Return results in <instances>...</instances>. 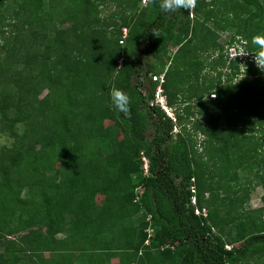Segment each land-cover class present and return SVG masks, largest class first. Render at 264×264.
Returning a JSON list of instances; mask_svg holds the SVG:
<instances>
[{"label":"trees","instance_id":"16d2710c","mask_svg":"<svg viewBox=\"0 0 264 264\" xmlns=\"http://www.w3.org/2000/svg\"><path fill=\"white\" fill-rule=\"evenodd\" d=\"M4 1L0 0V8ZM93 1L56 0L55 5L53 0L16 2L12 13L15 31L27 28L30 42L46 40L45 49L51 45L53 52L57 48L64 52L45 79L47 94L53 93L49 99L46 94L47 97L37 100L41 89L32 81L33 77H23L20 71L11 69V60L21 56L26 65L34 60L32 64L36 62V68L44 62V53L28 58L20 53L14 56L17 37L14 34L3 37L0 30L5 50L0 75L4 76L6 87L10 84L8 93L2 95L0 123L9 120L10 128L34 115L42 119L23 132L26 143L15 146L9 154L0 151V243L3 245L0 264H19L20 256L27 260L22 264H73L79 258L82 259L79 264H244L247 257L259 259L264 255L262 227L242 218L233 226L232 237L213 236L211 230L223 222L220 215L223 206L213 205L223 201V193L217 195L219 182L227 179L228 173L233 174L228 168L230 164L237 167L249 162L260 164L262 171L256 179L264 191V72L246 57L227 59V65L217 61L220 67H228L230 71L236 70L234 64L242 62L246 73L243 70L240 79H244L233 82V72L221 80L217 73L195 85L186 96L193 100L195 111L186 112L191 107L184 109L191 126L188 129L183 126L180 114L173 111L181 132L174 137L170 134V120L158 107L149 106L155 87L151 76L161 74L156 73L152 63L166 53L169 43L174 41L180 48L174 61L181 57V65L177 69L174 63L163 74L161 88L166 105L172 104L177 96L180 78L188 83L197 79L204 64L193 55L198 50L216 47L214 40L207 38L208 29L202 24L213 18L211 6L218 0H197L193 10L175 13H164L158 7L159 0H148L147 6L153 10L150 19L145 17L144 10L134 14L135 0H128L133 11L121 18L117 34L121 38V29H126L123 43H131L138 49L134 57L118 58L116 44L120 39L116 37L112 44L117 48L110 61H106L109 50L99 36L102 32L94 29L88 32L81 25L96 6ZM234 1L239 6L233 18L235 35L241 42L250 43L251 37L264 33L263 5L260 0ZM57 9L65 15L57 19L59 23L68 22L71 28L59 29L55 26L58 22L48 21ZM192 11L196 22L201 15L203 22L199 21L195 30L202 36L195 35L194 30L184 39ZM239 13L243 16L239 17ZM187 48L189 55L185 60ZM93 50L99 55L91 53ZM119 59L121 65L117 66ZM33 71L34 68L28 69ZM13 74L15 81H10ZM66 74L70 75L68 79ZM101 74L106 82L100 83L99 79L96 82ZM64 80L68 84H62ZM106 84L104 94L96 96L97 89ZM113 86L131 98L130 118L117 113L111 105L109 91ZM211 90L214 94H210ZM209 94L212 112H207L206 102L201 101L202 96ZM12 96L17 101L13 109L7 104ZM30 101L36 102L42 111L23 113L20 104L28 106ZM17 109L21 112L10 117L8 112ZM105 120L116 127L105 128ZM149 129L151 135L147 138ZM197 135L202 138V148L206 140L224 158L222 173L217 170L211 177L213 184L205 181L206 173L202 169L198 171L196 161H192L201 156L190 153L196 150ZM141 154L147 159L145 174ZM112 157L115 161L109 166L107 160L112 162ZM59 161L66 167L49 172L48 167ZM75 167L82 172L75 173ZM39 179H43L40 186L33 183ZM190 179L195 189L194 206L190 204ZM22 192H25L23 198ZM34 192L41 193L40 198H35ZM97 193L103 196L99 204L95 201ZM204 194L209 197L203 198ZM136 195L139 197L134 201ZM262 200L264 203V194ZM26 203L34 207L29 211L28 207L22 209ZM194 207L198 210L205 207L206 216L194 215ZM64 216L69 217V230L62 238H55L62 231ZM147 226L152 229V238L144 246ZM43 229L52 233L44 234ZM23 231L15 240H6V236ZM164 245L168 247L160 249ZM224 245H230V249L226 250ZM112 259L116 262L111 263Z\"/></svg>","mask_w":264,"mask_h":264},{"label":"rangeland","instance_id":"374dc122","mask_svg":"<svg viewBox=\"0 0 264 264\" xmlns=\"http://www.w3.org/2000/svg\"><path fill=\"white\" fill-rule=\"evenodd\" d=\"M55 1L53 0V3L55 5ZM206 2L209 0H205ZM17 0H6L4 1L3 6L0 8V30L4 32L2 34L3 37L7 36V34L12 35L14 34V37H17L16 43H14V47L16 50L14 56H17L18 53L21 55L26 56L28 58L32 55H41V53H44V62L38 65L35 68L36 62L34 64L32 62H29L28 65H26L24 58L16 57V60H11L6 56V59L8 58V61L11 60L13 62V65L11 69L13 71H20L21 76L23 77H33L32 81L37 82V87H39L41 90H39V94L37 96L38 99L44 98V96L47 94L48 90L46 89V81L45 79L49 76V71L55 65V62L59 59L58 56L60 54H64L61 49L57 48L56 51L53 52V46L50 45L49 49H45L44 46L46 45V40L41 41L39 39H36L32 42H30L28 29L27 28H21L17 31L14 28V17L12 16L13 12L15 11V5ZM148 0H135V8L136 12L134 14H137V11L144 10L145 11V17L147 19L152 18L151 14V6H147ZM260 3L263 5V11H264V0H260ZM94 8L93 10L88 14V19L83 22L81 25L87 28V31L90 30H96L102 33H99V36L103 37V42L106 46V49L109 50V53L105 56L106 61H110V58L112 59V55L114 53L115 48L118 47V58H129L134 57L135 52L138 47L129 43V45L125 42L123 44L117 43L115 47L112 42L116 37H118L117 31L119 27L122 25L121 18L127 17L133 9H130L128 0H94L93 1ZM211 9L213 11V18L209 20L208 22H204L202 26L208 29V31H205L207 33V38L211 40H214L213 42L216 44V47H209L205 50H198L193 55L196 57V59L203 65L201 69L198 71L197 79H192L190 83L186 82L184 78H180L179 81H177L178 92H176L177 96L174 98L172 104H170L168 107H170L171 111L175 112L177 111L180 114L182 125L185 126L188 129L189 126H191V121L187 115H184V109L187 107H193V100L186 99V96L191 94L193 89H195V85L199 84L202 81H208L210 77L216 76L217 73L220 74V79L224 80L226 77L230 76L234 72L233 76V82H236L239 80L243 75L244 68L242 66H239V64H243L242 62H238V64H234V67H236V70H229L228 67H220L217 61H220L221 63H224V65L228 64L229 59H233V57L237 56L240 53H243L244 51H247L249 53L255 54L257 49L256 47L250 42V43H243L240 41V39L235 35L236 32V24L233 21V18L235 17V14H238L236 12L239 11V6L237 1L234 0H218L217 2H214V5L211 6ZM153 11V10H152ZM239 17L243 16L242 13H239ZM65 16L63 12H60V9L54 10L53 13L50 16V19H48L49 22L57 23L55 24L56 28L59 29H69L71 28L70 23H59L57 19H62ZM198 22L202 21L201 15L198 16ZM23 19V16H21ZM189 21V32L186 36L182 38H187L194 30L198 27V22H196L194 19V13L193 11L191 14L188 15ZM95 20V21H94ZM203 22V21H202ZM264 22V21H263ZM9 25V26H6ZM200 25V24H199ZM12 26V27H11ZM81 26V27H82ZM17 28H19L17 26ZM191 30V31H190ZM9 31V32H8ZM86 31V32H87ZM123 31L126 34V29H121V36L123 34ZM87 32V33H88ZM48 36H51L49 33H47ZM195 35L202 36L200 33L196 32ZM68 38V36L65 37V39ZM118 39H120L118 37ZM117 39V40H118ZM192 39V38H191ZM2 40L0 39V64H5L3 59L5 57V50L2 47ZM67 42V39H66ZM74 46V44H72ZM189 45H192V42H190ZM246 45V46H245ZM76 48V46H74ZM189 47V46H187ZM246 49H252L251 51ZM180 51V48H178L177 44L173 41L168 44L166 53L159 58L157 61L152 63V67L156 71V73H161L162 75L165 74V72L171 70V67L174 64V67L177 69L180 67L181 63L179 60H181V57H179L178 61H174V55L177 54ZM98 54L99 52H95L94 50L91 51V53ZM90 53V52H89ZM105 53V52H104ZM180 54V53H179ZM46 55H49L46 57ZM75 55V53H74ZM189 55L188 48L185 51V54L183 58ZM227 55V56H225ZM180 56V55H178ZM63 57V55H62ZM61 57V58H62ZM248 59H251L253 61V58L251 55L245 56ZM228 59V60H227ZM238 59V58H237ZM7 61V60H6ZM60 62V61H59ZM254 63V61H253ZM59 63H56V66ZM216 64V65H215ZM255 64V63H254ZM121 65V59L117 61V66ZM55 66V67H56ZM61 66V65H60ZM34 68V71L28 72V69L32 70ZM11 71V70H10ZM179 71V70H178ZM180 72V71H179ZM106 74V73H105ZM13 76H10V81ZM48 75V76H47ZM104 74H101L100 77L97 78L96 82L102 83V81L106 82V78L103 77ZM181 75H184V73ZM70 75L66 74V79H68ZM187 79V78H186ZM15 81V79H12ZM196 80V84L195 81ZM95 81V80H94ZM104 82V83H105ZM62 84H68L63 81ZM104 85V84H102ZM10 86V84H8ZM6 87V83H4V76L0 75V106L2 104V95H6L10 88ZM65 86V85H64ZM108 84H106L103 87H99L96 91V96H99L100 93L104 94V90H106V87ZM144 89L146 87V80L144 81ZM60 92V90H59ZM145 94V92H143ZM142 93V94H143ZM53 94V93H52ZM52 94H47L48 98ZM210 94H214L213 90L210 91ZM210 94L206 96H202L201 101H205L207 104V112L214 111V107L211 104ZM163 95V93H162ZM47 97V96H45ZM164 97V95H163ZM153 99V98H152ZM17 101L15 100V96H12L10 99L8 97V103L10 107L13 106L16 107ZM30 105H26L25 103L20 104V110L23 113H40L42 111V108L39 109V106L36 102L30 101ZM150 103V102H149ZM50 104V103H49ZM48 106H43L44 109H46ZM154 107V106H151ZM188 108L186 112L193 113L195 109ZM19 109L17 110H11L8 112L10 117L15 115L17 112H21ZM173 112V113H174ZM162 113V112H160ZM189 114V113H188ZM23 116V115H22ZM37 115H34L33 117L29 119H23L24 122H16L12 127H8L9 120L4 122L3 124L0 123V151L4 154H9L11 150L14 149L15 146H19L23 143H26L27 139H24L23 132L29 129L32 124H36L40 122L42 119L39 117H36ZM163 116L166 117L163 113ZM202 121V118H201ZM45 122H48L46 120ZM103 126L105 128L108 127H116L110 122L109 120H105L103 123ZM184 128V127H183ZM151 129L147 130L146 136L147 138L150 137ZM174 137V135H172ZM255 136L258 137V133H255ZM197 141V139H196ZM196 149V148H195ZM202 149V150H201ZM104 153H108V151H104ZM192 155L194 153L201 154L198 159L194 158L192 159L193 163H196L197 170H203L204 173H206L205 181L211 182V177L216 175V172H221L224 168L223 160L224 158L222 155L219 154V151L215 150V146H212L210 144L206 143V140L204 141L203 148L201 147L200 150H192L190 151ZM212 156V158H210ZM112 162L110 160H107V165L111 166L113 165L115 159L112 157ZM141 161V160H140ZM112 163V164H111ZM142 163V162H141ZM234 163V162H233ZM66 164L62 162H57L55 165H50L48 167V171L52 172L54 168L62 169L65 168ZM195 167V168H196ZM233 174H227L228 178L222 180L219 182L220 185V191H218L217 195H220L223 193L224 196H221L223 201H217L213 206L217 207L218 203L219 205H222L223 208H220V215L222 217V223L219 224L220 226L217 228H214L211 230V234L213 236L220 235L224 239L227 237H232L234 234L233 226L239 222L242 218H245L249 220V222H253L257 227H262L264 229V203L262 200V195L264 194L263 189L261 185L258 183L256 177L260 174L262 171V166L260 164L249 162L246 164H243L242 166H235L234 164H230L228 167ZM218 170V171H217ZM48 172V173H49ZM75 173H81L82 169L79 167L74 168ZM230 172V171H229ZM215 173V174H214ZM231 173V172H230ZM232 179V181H229V179ZM43 179H39L37 181H34L33 183L36 185H41ZM210 184V183H209ZM213 184V183H212ZM211 185V184H210ZM216 193V192H215ZM213 192V195H216ZM35 198H40L41 193H35ZM25 195V192H22L20 197L23 198ZM102 194L97 193L95 196L96 203L99 204V202L102 200ZM208 194H204L203 198H208ZM217 200L219 198H216ZM28 207V211L31 210L34 205L30 203H26L23 205L22 209H26ZM206 211V208L203 207ZM27 211V212H28ZM69 217H65L62 219V231L61 233L55 234V238H62L64 234L69 230ZM44 234L50 235L52 232H50L47 229H43L42 231ZM23 232H19L15 235L6 236V240L9 239V241L15 240V237L21 235ZM3 245L0 243V253L3 250ZM230 246V245H228ZM21 260L19 264H22L26 262V259H23L22 256H20ZM82 261L81 258L76 259V261L73 262V264H79ZM116 259H112L111 263H115ZM244 264H264V255L261 256L259 259H256L255 257L250 258L247 257L243 260ZM27 263V262H26Z\"/></svg>","mask_w":264,"mask_h":264},{"label":"clouds","instance_id":"9594fccd","mask_svg":"<svg viewBox=\"0 0 264 264\" xmlns=\"http://www.w3.org/2000/svg\"><path fill=\"white\" fill-rule=\"evenodd\" d=\"M196 4L197 0H159L158 7L164 13H175L181 10H193L196 7ZM153 35L158 34L154 33ZM251 43L257 49L255 54L244 51L243 53H240L237 56L233 57V59H239L241 57L251 55L256 67L260 71L264 72V33H258L251 37ZM239 66H242L244 68V73H246V65L239 64ZM242 79H240L239 81H241ZM109 97L111 105L116 110V112L122 114L125 118H130L131 98L129 97V95L122 89L113 86L109 91Z\"/></svg>","mask_w":264,"mask_h":264},{"label":"built area","instance_id":"2783aa9c","mask_svg":"<svg viewBox=\"0 0 264 264\" xmlns=\"http://www.w3.org/2000/svg\"><path fill=\"white\" fill-rule=\"evenodd\" d=\"M125 36H126V34L123 31V34H122L120 40L118 41L119 44L123 43V40H124ZM151 81L155 84V87H154V91H153V99L150 101L149 106L150 107L151 106L158 107L164 113L166 118H168L170 120V122L172 123V128H171V132H170L171 135L181 134L180 128L176 124L175 115L171 111V109L166 105L165 98L162 95L161 84L163 83V75L162 74L152 75L151 76ZM210 97H212V95H210ZM196 139H197V141H196V144H195L194 148L200 150V148H201L200 142H201L202 138L199 135H197ZM140 160L142 162L141 167H142L143 173L145 174L146 171H147V159L141 154L140 155ZM192 183H193V179H190V185L188 186V190H189V192L191 194V196H190V204L192 206H194L195 205V198H194L195 189H194V185ZM138 197L139 196L136 195L134 201H137ZM193 213H194V215L200 216V217H203V218L206 216V211L204 209L198 210L197 208L194 207ZM145 221L147 223L150 221V216L149 215H147L145 217ZM144 232L146 233V237H145V240L143 242V245L147 246L149 244V242H150V239L152 238V229L149 226H147L146 229L144 230ZM165 247H168V245L161 246L160 249L165 248ZM224 248L226 250H229L230 246L224 245Z\"/></svg>","mask_w":264,"mask_h":264},{"label":"crops","instance_id":"0c3cea01","mask_svg":"<svg viewBox=\"0 0 264 264\" xmlns=\"http://www.w3.org/2000/svg\"><path fill=\"white\" fill-rule=\"evenodd\" d=\"M131 264H133V263H131Z\"/></svg>","mask_w":264,"mask_h":264}]
</instances>
